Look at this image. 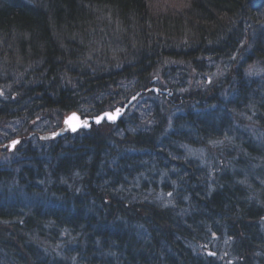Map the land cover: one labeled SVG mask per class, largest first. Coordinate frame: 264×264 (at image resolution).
I'll list each match as a JSON object with an SVG mask.
<instances>
[{"label":"trees","instance_id":"obj_1","mask_svg":"<svg viewBox=\"0 0 264 264\" xmlns=\"http://www.w3.org/2000/svg\"><path fill=\"white\" fill-rule=\"evenodd\" d=\"M262 71L264 0H0V121L20 119L0 149L21 140L0 163V264H264ZM138 93L148 129L30 127ZM243 116L257 131L235 127ZM184 143L212 168L178 159ZM177 164L173 206L133 180ZM214 232L230 257L188 249Z\"/></svg>","mask_w":264,"mask_h":264},{"label":"rangeland","instance_id":"obj_2","mask_svg":"<svg viewBox=\"0 0 264 264\" xmlns=\"http://www.w3.org/2000/svg\"><path fill=\"white\" fill-rule=\"evenodd\" d=\"M216 69L220 70L221 65L217 66ZM262 74L264 75V71H262ZM192 80H193V77H190L189 82H192ZM3 97H5L4 94H3ZM139 98L136 99L137 101L136 100L133 101L129 112L123 118L124 126L126 128L117 129V134L124 135L125 132L127 133L128 131H138L141 129H148L149 124L153 123V119L149 117L151 115V111H152V109L150 108L151 105L153 104L152 96L151 95L147 96V97L141 96ZM158 104L161 105V100L158 101ZM68 115H69V113H65L63 115V117L57 123H55V125L52 121H50L51 119H47V118L41 119L43 115H41V116L38 115L37 118L35 117V119L31 121L30 127H34V125H36L37 129L38 128H40V130L43 129L41 131L46 132V134H44L45 140H47L48 138H56L59 135L55 136V137H49L48 135H49V133H58V131L60 129H62L64 119ZM55 116L56 115H53L50 118H52V120L55 121V119H56ZM248 119H251V118L245 117V116H243V118L241 117L239 119V121L244 120L245 123L243 121H241L242 124L235 123V127L241 128V130H243V131H245V130L246 131H257L256 129H254V127L246 125L247 122H249ZM19 121H20V119H18L17 121H14V120H12V121L11 120L10 121H0V137L2 134L5 135L9 131H12L14 129L15 130L18 129ZM40 121H43L41 123L43 125L42 127H40V125H37V123ZM60 123H61V126H59ZM51 125H52V127H51ZM232 134H233V131L231 129L226 130V135L218 137V140L229 139L227 141L232 142L233 141V139H232L233 135ZM214 143H215V141H214ZM179 147L183 151L181 153V155H178V159H180L181 161H183V162L196 161V163L198 165L201 164L202 167L206 166L207 168L208 167L212 168L211 162L209 160H207L208 154H207L205 147H200V146L198 147V146H194L192 144H186V143L179 144ZM3 149H5V148H3ZM7 149H8V147H7ZM7 149H5V151L0 150V163L11 161L12 159H14V157L9 155V151ZM169 162L170 161L167 158L163 157V163H165L167 165ZM179 168H181V167H179V164H177L176 168L174 166L170 167V168L167 166H164L162 168L161 174L159 173L160 172L159 169L149 168L147 170V172H149L150 174L147 172L137 174L133 180H135V183L139 186L141 184L142 179L146 178L145 180H147L148 182L151 183L150 187L156 186L155 190L152 189V191H153L152 193H155V196L157 197L156 199L163 205L173 206L172 202L174 201L175 196H176V198L181 199V197H180L181 194L187 193V190H185V188H181L179 185L181 182V175L179 174V171H178ZM127 178L130 179L128 176H127ZM211 180H212V177H210V179H209L210 184L212 183ZM210 191H212V189H210ZM185 197H186V195H185ZM128 246L131 247L132 244H129ZM188 249L190 251H192V253L195 256L203 257L202 256L203 254L207 255V253L209 252L211 257H216V258H219V261H223L224 258L231 256V238L225 232H221V234L214 232L212 234L211 238L207 242H201V243L195 242ZM189 250H188V252H189ZM213 252H214V255L212 254Z\"/></svg>","mask_w":264,"mask_h":264},{"label":"water","instance_id":"obj_3","mask_svg":"<svg viewBox=\"0 0 264 264\" xmlns=\"http://www.w3.org/2000/svg\"><path fill=\"white\" fill-rule=\"evenodd\" d=\"M137 97L138 96H134L133 98H131V100L123 107L119 106V107H117V108H115L113 110L103 111L100 114H97V115H95L93 117H85V118H83L79 113L72 112L71 114H69V116H67L64 119L62 129H60L58 131V133H51L50 136L55 137V136H58V135L65 134L68 131L75 132V131L79 130L80 128H84V129L89 130V129H91L93 123L102 124L103 122L107 121L109 123H114L115 124V123L119 122V120L123 117V114L126 112L127 108L130 106V104ZM117 109L120 110L119 114H117V111H116ZM106 113L107 114H111L112 116L115 117V119H109L108 116L105 115ZM73 114H75V116H73ZM98 118H101V119H99V122H97ZM73 129H75V130H73ZM18 142H19L18 139L15 140V141H12L10 143V149L13 150Z\"/></svg>","mask_w":264,"mask_h":264},{"label":"snow or ice","instance_id":"obj_4","mask_svg":"<svg viewBox=\"0 0 264 264\" xmlns=\"http://www.w3.org/2000/svg\"><path fill=\"white\" fill-rule=\"evenodd\" d=\"M116 111H117V114H119V111H120V110L117 109ZM105 115L108 116L109 119H115V117L112 116L111 114H107V113H106ZM73 116H75V114H73ZM70 119H71V118H70ZM99 119H101V118H98L97 122H99ZM66 122H67V121H66ZM73 130H75V129H73ZM14 143H15V142H14Z\"/></svg>","mask_w":264,"mask_h":264},{"label":"bare ground","instance_id":"obj_5","mask_svg":"<svg viewBox=\"0 0 264 264\" xmlns=\"http://www.w3.org/2000/svg\"><path fill=\"white\" fill-rule=\"evenodd\" d=\"M135 231H137V229Z\"/></svg>","mask_w":264,"mask_h":264}]
</instances>
